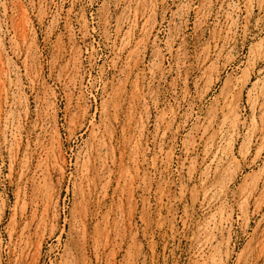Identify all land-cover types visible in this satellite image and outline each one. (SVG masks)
<instances>
[{"label": "rangeland", "instance_id": "1", "mask_svg": "<svg viewBox=\"0 0 264 264\" xmlns=\"http://www.w3.org/2000/svg\"><path fill=\"white\" fill-rule=\"evenodd\" d=\"M0 264H264V0H0Z\"/></svg>", "mask_w": 264, "mask_h": 264}]
</instances>
